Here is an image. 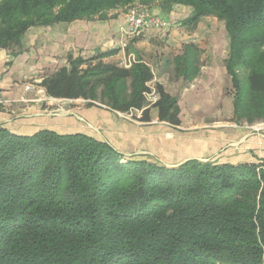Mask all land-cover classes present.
<instances>
[{
  "label": "trees",
  "instance_id": "trees-1",
  "mask_svg": "<svg viewBox=\"0 0 264 264\" xmlns=\"http://www.w3.org/2000/svg\"><path fill=\"white\" fill-rule=\"evenodd\" d=\"M135 3L186 6L189 24L222 20L233 119L264 122V0H0V49L17 55L32 27L105 19ZM116 52L70 56L40 85L55 98L142 110V122L156 108L180 125L178 98L162 85L149 106L150 67L103 62ZM198 52L188 44L175 59L186 75L193 64L197 72ZM0 264H264V160L168 166L86 133L27 135L0 124Z\"/></svg>",
  "mask_w": 264,
  "mask_h": 264
},
{
  "label": "crops",
  "instance_id": "crops-1",
  "mask_svg": "<svg viewBox=\"0 0 264 264\" xmlns=\"http://www.w3.org/2000/svg\"><path fill=\"white\" fill-rule=\"evenodd\" d=\"M148 8L169 25L149 28L130 42L128 51L120 48L126 8L111 11L105 19L32 27L19 54L0 49V91L5 101L0 105V124L27 135L41 129L64 134L82 132L109 142L126 156L146 157L168 166L191 159L233 164L264 160L263 144L250 131L254 127L226 124L217 131L196 130L202 119H228L233 114V99L225 93L231 82L225 64L230 43L225 23L215 16H205L189 24L186 20L191 10L182 5L171 11L157 5ZM188 44L199 49L198 69L193 76L190 74L195 64L188 66L186 75L175 60ZM110 50L117 52L104 59L121 63L132 58L150 67L154 75L150 85L160 84L178 98L180 125L161 121L156 108L150 112V122L131 121L96 102L51 97L40 85L44 77L67 66L70 56L88 59ZM27 84L35 90L27 92Z\"/></svg>",
  "mask_w": 264,
  "mask_h": 264
},
{
  "label": "built area",
  "instance_id": "built-area-1",
  "mask_svg": "<svg viewBox=\"0 0 264 264\" xmlns=\"http://www.w3.org/2000/svg\"><path fill=\"white\" fill-rule=\"evenodd\" d=\"M169 23L166 21L161 20L157 16L152 15L150 12L148 6L135 3L129 7L126 8L125 14H124V24L121 27L120 33H121V41L120 46L123 51H126V49L129 47L130 42L142 35L146 30L149 28H158V29H164L168 27ZM132 63V58L124 60L121 65L124 67L129 68ZM149 88L151 91L146 94L147 102H149V106L153 105L159 98L160 95L157 92L155 86H151L149 83ZM25 90L27 92L34 91L35 88L31 84H27L25 86ZM89 102V101H88ZM5 101L3 99L2 92L0 91V105H4ZM120 115L128 120L131 121H140L142 117V110H132L130 112H119Z\"/></svg>",
  "mask_w": 264,
  "mask_h": 264
},
{
  "label": "rangeland",
  "instance_id": "rangeland-1",
  "mask_svg": "<svg viewBox=\"0 0 264 264\" xmlns=\"http://www.w3.org/2000/svg\"><path fill=\"white\" fill-rule=\"evenodd\" d=\"M120 48H121V46H120ZM128 48L126 49V51H128ZM96 62L97 61H94V63H96ZM103 62L104 63H114V62H111L108 59H103ZM121 63H119L120 66H123V65H121ZM225 93H226L227 96H229L230 98L234 99V89H233V86H232V82H230V84L225 88ZM148 104H149V102H148ZM53 108H55V107H53ZM200 124H201V126H199L198 128H196V130L197 131H201V132H205V131L206 132L207 131H217V130H220V128H225L224 125H226V124L232 125V126H229V127L240 126V127H243L244 129L246 127H248V128L254 127L255 130H251L250 129V131H253V133H256L258 135V137L260 138V142H262V144H263L262 147H264V122L255 123L253 125H249V124H247L245 122L244 123H237L233 119V114H232V115L229 116L228 119H226L224 117H219V116L218 117H210V119H205V122H204V119H202L201 122H200ZM261 154H264V150L261 151Z\"/></svg>",
  "mask_w": 264,
  "mask_h": 264
}]
</instances>
